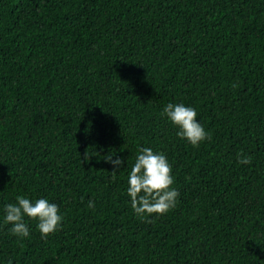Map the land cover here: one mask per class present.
<instances>
[{
    "label": "trees",
    "instance_id": "obj_1",
    "mask_svg": "<svg viewBox=\"0 0 264 264\" xmlns=\"http://www.w3.org/2000/svg\"><path fill=\"white\" fill-rule=\"evenodd\" d=\"M169 101L209 138H178ZM141 146L179 192L150 219L125 192ZM19 194L62 227L0 219V264H264V0H0V207Z\"/></svg>",
    "mask_w": 264,
    "mask_h": 264
},
{
    "label": "clouds",
    "instance_id": "obj_2",
    "mask_svg": "<svg viewBox=\"0 0 264 264\" xmlns=\"http://www.w3.org/2000/svg\"><path fill=\"white\" fill-rule=\"evenodd\" d=\"M161 115L175 127V135L193 147L199 146L210 136L197 119L196 108L190 104L169 101L162 106ZM236 158L241 164L250 163L251 160L242 151ZM105 159L113 165V171H117L125 163L121 156L114 153L106 155ZM173 184L172 166L166 154L149 146L139 147L127 172L125 189L133 213L142 219H150L153 214H166L175 207L179 196L178 189ZM86 206L92 208L94 201L89 198ZM0 213V219L8 225V231L17 238L30 235L29 220L35 221V228L42 238L62 227L63 215L59 206L46 196L30 198L23 194L16 195L14 201L0 207Z\"/></svg>",
    "mask_w": 264,
    "mask_h": 264
}]
</instances>
